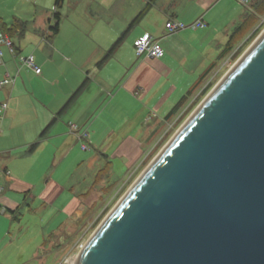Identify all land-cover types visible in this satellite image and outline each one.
<instances>
[{
	"label": "crops",
	"instance_id": "0c3cea01",
	"mask_svg": "<svg viewBox=\"0 0 264 264\" xmlns=\"http://www.w3.org/2000/svg\"><path fill=\"white\" fill-rule=\"evenodd\" d=\"M101 1L107 9L103 19L85 18L77 11L63 17L61 7L56 34L50 36L48 27L54 21L49 18L47 29L34 28L30 40L22 44L27 50L23 54L33 56L40 74L19 63L6 46H1L0 80L8 76L13 82L0 88V104L7 105L0 118V264H18L14 251L20 252L22 246L14 244L23 242L19 208L25 201L24 193L33 190L28 178L38 175L42 167L39 151L47 147L52 160H56L71 155L73 150L82 153L88 147L82 149L81 144H89L94 156L109 161V167L117 160L129 171L132 164L142 160L146 150L143 145L153 140V131L163 123L164 116L217 60L231 30L243 20L254 0H248L245 7L239 0ZM117 1V9L111 10ZM45 2V8L53 12L54 0ZM146 5L143 17L129 28L110 57L96 67ZM242 7L246 9L242 11ZM169 19L179 20L186 27L167 33L165 22ZM195 20H202L205 26L191 27ZM145 33L163 49L160 58L135 55L134 42ZM222 62L208 76H214ZM85 79L82 90L60 112ZM150 113L160 118L152 130H144ZM70 124L77 127L75 132ZM33 143L36 147L28 151ZM41 176H45L44 170ZM60 184L45 177L32 199L55 204L63 191ZM78 204V196L71 194L57 209L68 219Z\"/></svg>",
	"mask_w": 264,
	"mask_h": 264
},
{
	"label": "water",
	"instance_id": "95a60500",
	"mask_svg": "<svg viewBox=\"0 0 264 264\" xmlns=\"http://www.w3.org/2000/svg\"><path fill=\"white\" fill-rule=\"evenodd\" d=\"M74 264H264V30L108 212Z\"/></svg>",
	"mask_w": 264,
	"mask_h": 264
},
{
	"label": "rangeland",
	"instance_id": "374dc122",
	"mask_svg": "<svg viewBox=\"0 0 264 264\" xmlns=\"http://www.w3.org/2000/svg\"><path fill=\"white\" fill-rule=\"evenodd\" d=\"M119 4L120 2H115L111 10H116ZM45 5V0H0V19L2 21L10 22L16 17L27 23L25 35L20 39H12L16 48L21 46V55L27 52L22 44H26L30 40V36L34 34V28L42 27L47 29V18L51 17L52 8H45ZM242 6L245 7L246 5ZM243 7L242 11L246 9ZM73 11H77L78 14L85 18L94 17L95 20L103 19L107 14L106 6L101 0H64L63 6L60 9L61 16L64 17ZM236 21H239V18ZM263 30L264 16L259 18L251 32L245 35L235 46L236 50L241 51L239 56ZM250 37L251 39H249ZM1 46L5 45L2 44ZM239 56L235 60L232 59L230 65L221 66L212 79L210 90L221 80ZM208 92L198 100L194 108L183 115L177 126L170 129L165 139L153 151L151 157L132 164L129 171H127L128 169H126L125 164L117 160L111 162L110 167L108 166V168L100 171L104 167L106 160L101 158V156H94L95 151L89 144H87L88 150L80 151L82 153L73 150L71 155L67 157L63 155L58 156L56 160H52V157L48 154L47 147L39 151L38 156L42 167H40L38 175L28 178L34 185L33 190L30 191L31 193H24L26 196L25 201L21 203V207L19 208L22 225L21 240L23 242L22 244L15 243L14 245L22 246L20 252L23 258H20L21 253L19 251H14V257L18 264H58L64 258L71 261L75 259L80 249L104 217L173 136L190 113L200 104ZM155 115L157 118L152 117L153 115L150 113V122L144 126V130L146 128L152 130L155 127V120L157 121L160 118L159 114ZM163 127L164 124L154 129L152 137L155 134L157 135V132ZM76 144V148L80 150V144L78 142ZM149 144V142H145L143 148L147 149ZM91 154L93 155L91 156ZM90 156L91 158H89ZM43 170L45 176H41ZM98 173L100 178L95 181ZM45 177L46 179L52 177L60 181V185L63 187V191L60 193L59 199L55 204H42L37 199H32V194H37ZM110 184L116 185L111 192H108L107 189L101 190V188ZM71 194H75L76 197L78 196L79 204L72 212L70 218L67 219L57 208ZM13 224L15 223L13 222ZM53 229L54 231H52ZM27 250H29L28 254Z\"/></svg>",
	"mask_w": 264,
	"mask_h": 264
},
{
	"label": "trees",
	"instance_id": "16d2710c",
	"mask_svg": "<svg viewBox=\"0 0 264 264\" xmlns=\"http://www.w3.org/2000/svg\"><path fill=\"white\" fill-rule=\"evenodd\" d=\"M63 0H54V10L51 13V17L49 20H53L54 23L52 25H49L48 30L51 32L50 36H53L58 31V22L60 20V13L59 10L62 7ZM147 5L140 11L138 14L135 15V17L130 21L128 24L126 30L117 38V40L112 44V46L109 48V50L106 52V54L100 59V61L96 64V67H100L101 64L110 57L112 52L114 51L115 47L123 40L125 37L127 31L130 27H132L140 18L143 17L147 10ZM264 16V0H254L248 8V11L244 15L243 20L236 24V26L231 30L230 34L228 35V39L224 46L222 47L220 53L217 56V60L213 62L200 76L199 78L193 83V85L188 89V91L183 94L180 99L174 104V106L169 110V112L164 116L163 123L165 121L170 120L172 117H174L184 106L187 104L190 100V98L196 93V91L201 87L203 82L206 80L208 75L215 69H217L222 62L223 59H225L228 55L231 53V59L235 60L239 54L240 50H235V46L243 39L245 35H248L251 30L256 26L257 21L260 17ZM259 17V18H258ZM27 29V23L26 21L20 19V18H13L10 23H5L0 19V34L6 36L10 41L11 44L15 50L16 53H18V48L15 47L14 43L12 42L13 38H21ZM251 39V37L249 38ZM86 83V79L82 82V84L74 91V93L71 95L69 100L65 103V105L60 110L63 111L65 107L72 101V99L82 90ZM212 80L205 86V88L200 92V94L196 97V99L190 103L189 107L186 109V111L181 115V117L176 122L175 126H177V123L180 122L184 114H187L211 88ZM59 112V113H60ZM54 121V118L49 122V125L43 130L42 134H45L48 127L52 122ZM37 143H33L29 146L27 149L28 151H32L36 147ZM102 156L106 157L105 154H102ZM151 157V156H150ZM149 157V158H150ZM109 161H106L104 164V167L101 170H104L108 168ZM99 176V177H98ZM100 178L99 173L96 175L95 181ZM116 186V185H115ZM114 184L107 185L106 187L101 188L107 189L108 192H111L113 188L115 187Z\"/></svg>",
	"mask_w": 264,
	"mask_h": 264
},
{
	"label": "built area",
	"instance_id": "2783aa9c",
	"mask_svg": "<svg viewBox=\"0 0 264 264\" xmlns=\"http://www.w3.org/2000/svg\"><path fill=\"white\" fill-rule=\"evenodd\" d=\"M239 2L243 5L247 4L248 0H239ZM191 27L194 28H203L205 26V23L202 20H195L193 23L190 24ZM186 27V24L183 22L176 20V19H169L165 22V29L167 33H173L176 31H179ZM5 45L8 49V51L16 56V59L19 63L27 66L30 68L35 74H40L41 70L40 67L37 66L34 62L32 55H21L19 53H16L11 41L4 35H0V60L3 56V51L1 49V45ZM236 50V49H235ZM134 51L135 55L137 57H148V58H160L163 55V49L159 46V44L156 42L154 38H152L149 34L145 33L140 38L136 39L134 42ZM233 53L228 55L222 62L221 66H228L231 64V56ZM220 66V68H221ZM220 68L216 71V73L220 70ZM216 73L214 75H216ZM213 75L208 76L206 80L203 82L201 87L196 91V93L190 98L189 102L185 104V106L170 120L164 122V127L157 133V135L153 138V140L150 142L148 148L143 153V160L149 158L153 151L157 148V146L165 139L168 132L171 128H173L178 121V119L181 117V115L186 111V109L189 107L190 103H192L196 97L200 94V92L205 88V86L213 79ZM13 82V79L6 76L2 80H0V88L11 84ZM6 103L0 104V118L2 117V114L4 113L6 109ZM70 130L75 132L77 130V127L74 124L69 125ZM85 134H81L80 138L84 137ZM82 149H87L86 144H81ZM2 185H0V194L2 192ZM71 262L74 264L75 259L72 261L69 259L64 258L62 261L58 262V264H71Z\"/></svg>",
	"mask_w": 264,
	"mask_h": 264
},
{
	"label": "bare ground",
	"instance_id": "6f19581e",
	"mask_svg": "<svg viewBox=\"0 0 264 264\" xmlns=\"http://www.w3.org/2000/svg\"><path fill=\"white\" fill-rule=\"evenodd\" d=\"M71 264H73V263L71 262Z\"/></svg>",
	"mask_w": 264,
	"mask_h": 264
}]
</instances>
